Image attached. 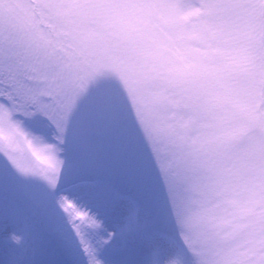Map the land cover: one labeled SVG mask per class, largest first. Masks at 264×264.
<instances>
[{"label": "snow or ice", "instance_id": "6c2138e0", "mask_svg": "<svg viewBox=\"0 0 264 264\" xmlns=\"http://www.w3.org/2000/svg\"><path fill=\"white\" fill-rule=\"evenodd\" d=\"M0 264H264V0H0Z\"/></svg>", "mask_w": 264, "mask_h": 264}]
</instances>
